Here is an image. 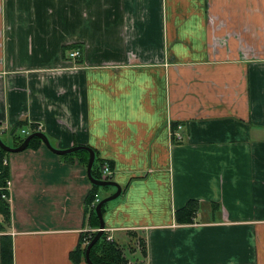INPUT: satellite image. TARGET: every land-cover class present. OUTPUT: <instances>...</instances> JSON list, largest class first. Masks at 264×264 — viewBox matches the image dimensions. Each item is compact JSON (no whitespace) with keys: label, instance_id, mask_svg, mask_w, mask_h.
Segmentation results:
<instances>
[{"label":"crops","instance_id":"1","mask_svg":"<svg viewBox=\"0 0 264 264\" xmlns=\"http://www.w3.org/2000/svg\"><path fill=\"white\" fill-rule=\"evenodd\" d=\"M21 124L107 163L128 264H264V0H0V126ZM12 154L13 264H88L84 155Z\"/></svg>","mask_w":264,"mask_h":264},{"label":"trees","instance_id":"2","mask_svg":"<svg viewBox=\"0 0 264 264\" xmlns=\"http://www.w3.org/2000/svg\"><path fill=\"white\" fill-rule=\"evenodd\" d=\"M25 125H18L15 128H12L8 133L9 136L13 137V142L11 147H18L20 146L23 141L27 138V136L18 135L17 132L20 131ZM36 126H32V133H36L35 130ZM2 138V135H1ZM3 142L9 145L5 140L2 138ZM36 145H44L42 140L39 138H33L30 143L29 147H36ZM10 146V145H9ZM75 153L83 154L85 157V164H88L89 153L85 150H80ZM67 154L66 156L73 155ZM96 158L92 168V175L95 179L101 180L102 179V169L107 164L103 159L99 158L98 153L95 152ZM8 152L4 151L0 148V182L2 185L5 184L7 179L10 178V169L9 165H4V160L7 159ZM92 190L88 193L85 199L86 210L94 220L95 226L99 225V218L95 212L96 204L93 206L92 204L96 200V196H99L100 191L103 189H107L108 187H98L92 184ZM3 192L0 191V262L1 264H13V254H12V238L10 235L7 234V229L11 225V207L9 203L2 199ZM102 198H100V201ZM102 211H104V206ZM197 211V203L192 201L188 203V205L178 210L176 213L177 221L182 223H189L192 221L194 214ZM97 235V232H88L85 233L77 248L71 252L70 257L74 263H79L85 256L87 247L89 243L94 239ZM144 250V256L146 255V249L144 242L141 241ZM90 258L94 264H128V259L124 256V253L120 249V246L114 242L108 240L107 234L104 232L102 237L99 239L98 242L92 247L90 251Z\"/></svg>","mask_w":264,"mask_h":264},{"label":"water","instance_id":"3","mask_svg":"<svg viewBox=\"0 0 264 264\" xmlns=\"http://www.w3.org/2000/svg\"><path fill=\"white\" fill-rule=\"evenodd\" d=\"M39 138L40 140H42V142L46 145V147H48L53 153L57 154V155H67V154H72L75 152H78L80 150H86L89 153V162H88V166H87V175H88V179L91 182V184L98 186V187H115L117 189L116 193H114L113 195L104 198L103 200H101L98 205L96 206L95 212L99 218L100 221V229L97 233V235L94 237V239L89 243L87 250H86V254H85V259L86 262L88 264H94L90 258V251L92 249V247L96 244V242L99 241V239L102 237V235L104 234V229H105V223H104V219H103V206L108 203L111 202L113 200H115L116 198L119 197V195L121 194V188L120 186L113 181L110 180H98L95 179L92 175V168L95 162V158H96V154L95 152L91 149V148H87V147H82V146H77V147H73L70 149H66V150H59L57 148H55L49 138L43 133V132H36V133H32L30 134L24 141L23 143L18 146V147H11L7 144H5L0 136V148H2L4 151L8 152V153H17V152H22L25 151L26 149H28L29 147V143L33 138Z\"/></svg>","mask_w":264,"mask_h":264},{"label":"built area","instance_id":"4","mask_svg":"<svg viewBox=\"0 0 264 264\" xmlns=\"http://www.w3.org/2000/svg\"><path fill=\"white\" fill-rule=\"evenodd\" d=\"M80 56V53L78 51H74L70 53V57L71 58H77ZM179 129H181L182 127L179 126ZM12 128L8 127V126H0V136L2 134H8L10 132ZM35 130L37 132H42L43 127L41 125L36 126ZM32 129L28 130V129H21V134L23 136H29L30 134H32ZM180 137V136H179ZM4 165H9L8 159L4 160ZM112 176V171L111 169L108 167V165L106 164L103 169H102V179L101 180H109V178ZM11 189H12V182L9 179H7V181L5 182L4 185L1 184L0 182V191L3 192L2 194V199L5 200L7 203H11ZM100 202V197L96 196V200L95 202L92 204L93 206H95L96 204H98Z\"/></svg>","mask_w":264,"mask_h":264},{"label":"rangeland","instance_id":"5","mask_svg":"<svg viewBox=\"0 0 264 264\" xmlns=\"http://www.w3.org/2000/svg\"><path fill=\"white\" fill-rule=\"evenodd\" d=\"M8 137H9V135L8 134H2V138L5 140V142H7L8 144H12V142H10V140L8 139ZM13 155H15V154H12V153H8V155H7V157L9 158V159H15L14 158V156ZM109 167V166H108ZM110 168V167H109ZM103 190V189H102ZM101 190V191H102ZM105 190V189H104ZM103 190V191H104ZM101 194H102V192H101ZM100 194V195H101ZM102 196V195H101ZM36 209V208H35ZM34 212V211H33Z\"/></svg>","mask_w":264,"mask_h":264}]
</instances>
